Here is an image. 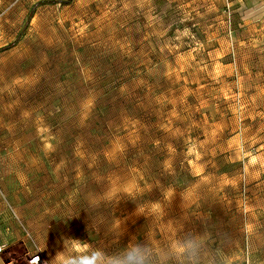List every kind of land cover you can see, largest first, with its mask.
<instances>
[{"label": "rangeland", "instance_id": "374dc122", "mask_svg": "<svg viewBox=\"0 0 264 264\" xmlns=\"http://www.w3.org/2000/svg\"><path fill=\"white\" fill-rule=\"evenodd\" d=\"M5 216L0 264H264V0H0Z\"/></svg>", "mask_w": 264, "mask_h": 264}, {"label": "clouds", "instance_id": "9594fccd", "mask_svg": "<svg viewBox=\"0 0 264 264\" xmlns=\"http://www.w3.org/2000/svg\"><path fill=\"white\" fill-rule=\"evenodd\" d=\"M75 240H80L81 243L78 245V248L83 247V240L81 238H72ZM185 249L188 247H195V242L194 241H186L185 244L183 245ZM100 261V255L98 252H93V253H82L77 257H71V258H66L64 253H63V248L60 250H57L50 258V260L47 262V264H99ZM40 262V257L35 256L32 259L31 264H39ZM128 264H145L143 258L139 256H134L131 259L128 260Z\"/></svg>", "mask_w": 264, "mask_h": 264}, {"label": "crops", "instance_id": "0c3cea01", "mask_svg": "<svg viewBox=\"0 0 264 264\" xmlns=\"http://www.w3.org/2000/svg\"><path fill=\"white\" fill-rule=\"evenodd\" d=\"M22 236L23 233L21 229L16 225L15 222L9 221L8 216H5L4 219L3 217L0 218V238L7 246L14 245L18 242V240H21ZM28 249L29 252H33L30 245L28 246ZM1 261H3L2 258H0V262Z\"/></svg>", "mask_w": 264, "mask_h": 264}, {"label": "built area", "instance_id": "2783aa9c", "mask_svg": "<svg viewBox=\"0 0 264 264\" xmlns=\"http://www.w3.org/2000/svg\"><path fill=\"white\" fill-rule=\"evenodd\" d=\"M6 247L5 244L2 242L0 238V254H2L5 251ZM39 256L40 257V262L39 264H47L48 259L43 255V253L40 250H36L33 252H29L21 264H31L33 257Z\"/></svg>", "mask_w": 264, "mask_h": 264}, {"label": "bare ground", "instance_id": "6f19581e", "mask_svg": "<svg viewBox=\"0 0 264 264\" xmlns=\"http://www.w3.org/2000/svg\"><path fill=\"white\" fill-rule=\"evenodd\" d=\"M9 260V259H8Z\"/></svg>", "mask_w": 264, "mask_h": 264}]
</instances>
